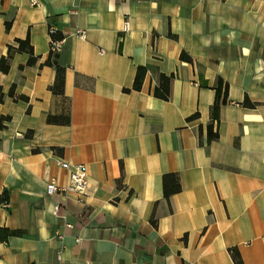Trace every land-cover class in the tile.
I'll list each match as a JSON object with an SVG mask.
<instances>
[{
  "label": "crops",
  "instance_id": "0c3cea01",
  "mask_svg": "<svg viewBox=\"0 0 264 264\" xmlns=\"http://www.w3.org/2000/svg\"><path fill=\"white\" fill-rule=\"evenodd\" d=\"M36 1L0 0V60L26 38L38 58L0 72V229L20 232L0 264H235L231 249L264 264V0ZM51 27L63 96L44 65ZM141 66L142 90L124 92ZM158 73L173 76L169 101ZM219 78L229 98L208 143ZM58 157L87 167L85 195H48L69 185ZM171 173L181 191L166 200Z\"/></svg>",
  "mask_w": 264,
  "mask_h": 264
},
{
  "label": "trees",
  "instance_id": "16d2710c",
  "mask_svg": "<svg viewBox=\"0 0 264 264\" xmlns=\"http://www.w3.org/2000/svg\"><path fill=\"white\" fill-rule=\"evenodd\" d=\"M10 25L7 24V29H9ZM53 41H59L64 38V36L58 31L54 34H50ZM17 48L14 46L8 47V55L6 57H2L0 60V72L3 74H7L10 71V61L13 58L15 53H26L29 55V60L27 65L34 66L36 65L38 58L34 54L33 47L31 46L30 39L26 38L25 40H16ZM181 60L192 63L193 60L190 56L183 53L181 55ZM47 66H53L56 69V78L54 84L50 87V91L55 96H63L65 92V68L60 66L56 61V54L51 51V55L49 59L44 63ZM23 69V67H20ZM149 66H141L137 69L136 76L133 82V86L131 89H124V92L129 93L131 91H141L143 88V84L146 78V75L149 71ZM173 76H167L162 73H158V84L153 91L154 97L161 99L163 101H169L171 97V82ZM215 91V100L211 107V122L208 125V143L216 141L219 139V131L218 129L215 131V124L219 125L220 122V113L221 108L228 103L229 98V85L224 82L222 78L217 80V83L214 87ZM9 96L14 98L15 100L28 101V98L25 96L16 97L15 94V86H13L9 92ZM3 101V94L0 89V102ZM243 106L248 108H254V104L251 103L248 99L245 100ZM199 117L198 114H195L188 118V121L195 120ZM49 121H53V118L49 116ZM11 122L10 116H1L0 117V130L7 128L8 123ZM61 151V150H60ZM181 191V184L179 176L175 173L166 174L163 177V192L166 200H169L173 195L179 193ZM9 202V193L8 191H4L0 195V207L7 204ZM20 235V232L12 231L6 228L0 229V242L8 241L11 237H15ZM232 259L235 264H243L241 256L237 249L230 250Z\"/></svg>",
  "mask_w": 264,
  "mask_h": 264
},
{
  "label": "built area",
  "instance_id": "2783aa9c",
  "mask_svg": "<svg viewBox=\"0 0 264 264\" xmlns=\"http://www.w3.org/2000/svg\"><path fill=\"white\" fill-rule=\"evenodd\" d=\"M32 5L36 6L38 5L36 0H31ZM50 34H54L57 32V30L54 27L50 28ZM125 32L129 31L128 25H125L124 30ZM81 37H85L84 32H79ZM65 43V40H59V41H53L51 42V51L56 54L59 53L63 45ZM57 165L61 167L63 170L67 171L68 173V182L69 185L66 188H59L56 184L55 180H52L48 186H47V193L48 195L52 196L59 192H67V191H73L76 192L79 195H85L89 189V179H88V171L87 167L85 165L81 164H72L64 159L58 157ZM57 208H55L54 211H56Z\"/></svg>",
  "mask_w": 264,
  "mask_h": 264
}]
</instances>
